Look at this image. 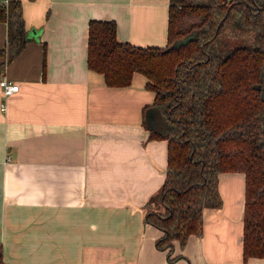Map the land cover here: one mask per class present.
I'll use <instances>...</instances> for the list:
<instances>
[{"label":"crops","instance_id":"obj_1","mask_svg":"<svg viewBox=\"0 0 264 264\" xmlns=\"http://www.w3.org/2000/svg\"><path fill=\"white\" fill-rule=\"evenodd\" d=\"M4 1V0H0ZM28 41L0 71V244L7 264H262L243 258L245 176H218L221 203L204 207L199 233L161 249L144 222L159 191L165 140L150 139L143 75L110 87L87 67L90 20H112L116 38L167 44L169 0H20ZM6 25L0 21V50ZM0 56V63L6 60Z\"/></svg>","mask_w":264,"mask_h":264},{"label":"trees","instance_id":"obj_2","mask_svg":"<svg viewBox=\"0 0 264 264\" xmlns=\"http://www.w3.org/2000/svg\"><path fill=\"white\" fill-rule=\"evenodd\" d=\"M0 21L3 71L28 41L20 0L0 2ZM240 31H251L252 41L222 53ZM87 67L110 87L128 86L139 73L154 93L142 122L150 139L167 144L164 210L145 205L144 222L162 231L156 245L183 247L200 232L203 208L221 203L219 174L241 172L243 258L264 259V0H169L164 47L119 41L114 21L90 20ZM0 264H7L1 244Z\"/></svg>","mask_w":264,"mask_h":264},{"label":"rangeland","instance_id":"obj_3","mask_svg":"<svg viewBox=\"0 0 264 264\" xmlns=\"http://www.w3.org/2000/svg\"><path fill=\"white\" fill-rule=\"evenodd\" d=\"M235 37L227 38L226 42H224L223 46L221 47V52L225 53L229 51L234 46H238L241 44H249L252 41V34L251 31H240V32H233ZM229 35V34H227Z\"/></svg>","mask_w":264,"mask_h":264},{"label":"built area","instance_id":"obj_4","mask_svg":"<svg viewBox=\"0 0 264 264\" xmlns=\"http://www.w3.org/2000/svg\"><path fill=\"white\" fill-rule=\"evenodd\" d=\"M0 88L2 90V94L4 96H7L15 91L18 90V85L14 84L13 82L7 80V79H0ZM0 109H5V104L2 102L0 103Z\"/></svg>","mask_w":264,"mask_h":264},{"label":"water","instance_id":"obj_5","mask_svg":"<svg viewBox=\"0 0 264 264\" xmlns=\"http://www.w3.org/2000/svg\"><path fill=\"white\" fill-rule=\"evenodd\" d=\"M252 264H258V262H257V261H255V262H253ZM262 264H264V262H263Z\"/></svg>","mask_w":264,"mask_h":264}]
</instances>
